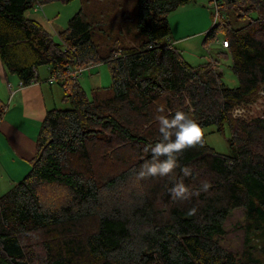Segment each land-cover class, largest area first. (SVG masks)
Listing matches in <instances>:
<instances>
[{
  "label": "trees",
  "instance_id": "1",
  "mask_svg": "<svg viewBox=\"0 0 264 264\" xmlns=\"http://www.w3.org/2000/svg\"><path fill=\"white\" fill-rule=\"evenodd\" d=\"M54 1L72 0H0L4 69L25 85L39 81L41 66L59 72L69 103L47 110L30 170L0 194V264H264V117L230 112L264 85V0H218L219 21L205 35L206 44L223 33L235 87L219 59L191 66L172 41L169 16L194 0H82L59 41L26 16ZM100 63L110 85L88 96L71 70ZM176 111L199 124L200 144L184 150L171 177L139 180L157 118ZM210 126L227 127L229 154L206 143ZM177 182L199 194L174 200ZM240 208L245 244L232 252L219 238Z\"/></svg>",
  "mask_w": 264,
  "mask_h": 264
},
{
  "label": "rangeland",
  "instance_id": "2",
  "mask_svg": "<svg viewBox=\"0 0 264 264\" xmlns=\"http://www.w3.org/2000/svg\"><path fill=\"white\" fill-rule=\"evenodd\" d=\"M108 1V0H107ZM197 1V0H195ZM194 1V2H195ZM82 0H72L70 2L64 3L59 1L50 2L44 4L42 6L36 5L33 8H30L26 11V16L32 17L33 15L40 14L44 19L45 28L54 35V39L59 41V37L57 35V31H61L68 26L71 18L78 12L81 7ZM106 0H102V4L104 7ZM206 10L209 12L212 18V24L214 22H218L219 18L215 15V7L213 2L209 0L203 1ZM192 3V2H191ZM187 4L185 6L180 7L175 12L187 11L190 10L193 4ZM100 4V3H98ZM98 4H95L98 5ZM129 8L132 7L133 2L126 3ZM37 10L38 12H34L33 10ZM86 12H91V8H86ZM123 11V8L120 10L117 9L115 14L119 17V14ZM173 12L172 14H178ZM231 23L234 26H237L239 23L234 21V18H230ZM210 25V27L212 26ZM218 32L217 39L213 42L204 43L205 34L201 33V37L195 39L191 37L188 39L186 48L183 45H175L180 51L183 59L191 66H198L207 61L213 59H219L221 71V77L223 81L226 83L228 87H235L237 85V79L233 74L230 64L231 59L227 55H220L226 48L222 46V39L224 38L223 33ZM196 37V36H195ZM182 41H180L181 43ZM43 67H39L42 69ZM78 82L88 96L91 95V89L96 87H107L110 85V75L108 66L105 63H100L97 65H93L91 67L83 68V71L78 75ZM7 85L0 78V103L5 105L8 104L9 93L7 91ZM5 91L8 93L5 94ZM58 108H66L69 107V103L61 102V104L57 105ZM231 116L240 120H251L255 118L264 117V85H262L255 97V99L249 103H242L239 105H235L231 109ZM205 140L206 143L215 149L218 153L221 154H229V132L226 126L218 129L216 126H210L204 129ZM30 170V164L27 169H19L17 172L19 180H21ZM10 174H12V170H7ZM18 180V181H19ZM2 181V180H0ZM10 187L6 185V182L2 181L0 183V194L7 191ZM245 226V213L242 208L235 209L231 212V214L227 217L224 228L226 234L219 238V242L222 247L232 252H241L243 250L245 244L246 233L244 230Z\"/></svg>",
  "mask_w": 264,
  "mask_h": 264
},
{
  "label": "crops",
  "instance_id": "3",
  "mask_svg": "<svg viewBox=\"0 0 264 264\" xmlns=\"http://www.w3.org/2000/svg\"><path fill=\"white\" fill-rule=\"evenodd\" d=\"M194 1L190 10L175 12L178 14H171L168 18L174 45H183L186 48L188 39L200 38L201 33L206 35L210 29L212 18L206 10L204 0ZM33 11L38 12V9ZM33 19L39 21L45 28L44 19L40 14L33 15ZM37 74L39 77L37 83L17 88L18 78L8 73L0 62L1 80L15 88L12 95L7 89L8 104L0 103V106H4L3 111L0 110V180L6 182L8 186L19 180L17 175L19 169L29 167V160L35 153L36 136L47 110L58 108L56 106L63 102V89L58 82L47 81L48 67L38 68ZM8 93L5 91L6 95ZM7 170H12V174Z\"/></svg>",
  "mask_w": 264,
  "mask_h": 264
},
{
  "label": "clouds",
  "instance_id": "4",
  "mask_svg": "<svg viewBox=\"0 0 264 264\" xmlns=\"http://www.w3.org/2000/svg\"><path fill=\"white\" fill-rule=\"evenodd\" d=\"M163 111V109H158ZM158 120V139L151 146L145 149L149 154L139 168L136 176L139 180L148 177L164 178L171 177L179 165V157L184 150L200 144L202 132L199 124L191 119L185 112L176 111L170 116L161 115ZM184 177L192 175V170L182 167ZM207 181L201 185L202 191L209 188ZM198 192L191 191L183 182L174 183L170 189V195L174 200H187Z\"/></svg>",
  "mask_w": 264,
  "mask_h": 264
},
{
  "label": "built area",
  "instance_id": "5",
  "mask_svg": "<svg viewBox=\"0 0 264 264\" xmlns=\"http://www.w3.org/2000/svg\"><path fill=\"white\" fill-rule=\"evenodd\" d=\"M217 1H218V0H211V2H213L214 7H215V15H216L217 17H219V16H218V13H217ZM222 46H227V42H226L225 40L222 41ZM82 71H83V68H82V67H75V68H72V70H71V79H73V80H77L78 75H79ZM59 76H60V73L57 72L56 74H53V75H51V76H48L47 81H48L49 83L56 82V81L58 80V77H59ZM37 82H38V81L32 80V81L30 82V84L37 83ZM24 86H26V85H25L22 81L19 80L17 88H22V87H24ZM7 89H8V91H9L10 95H12V94L15 92V88H14V87L12 86V84H10V83H7Z\"/></svg>",
  "mask_w": 264,
  "mask_h": 264
}]
</instances>
